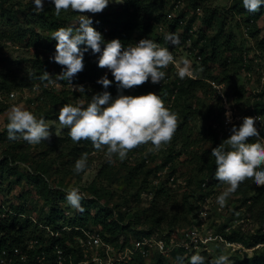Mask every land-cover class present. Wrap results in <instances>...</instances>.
I'll return each mask as SVG.
<instances>
[{
	"label": "trees",
	"instance_id": "16d2710c",
	"mask_svg": "<svg viewBox=\"0 0 264 264\" xmlns=\"http://www.w3.org/2000/svg\"><path fill=\"white\" fill-rule=\"evenodd\" d=\"M211 1L213 0H118V3L112 4L110 2L97 15L92 16V25L102 33L105 40L119 38L124 46L134 43L141 38L148 37L161 45L171 48L173 45L168 44L164 40V33L157 36L156 31L161 25L166 32L179 34L180 43L177 45L179 47L180 44L185 42L187 31L193 25V11L196 12L197 9L202 11L200 20L202 24L207 26L211 25L212 21L220 20V28L223 29L226 21L225 15H222L216 6H212ZM15 2L17 4L21 3L19 0H0L1 17L12 15ZM31 2H26L24 6L36 10ZM181 3H184L183 7L180 6ZM188 9L192 11L190 12L191 16L188 15ZM227 12H230L231 15L237 14L242 17V20H239V22L243 23L247 34L255 41L256 45L263 48L262 56L264 57V35L260 34L261 29L257 24V20L261 16L264 18V6H261L255 12H249L244 8L242 0H232ZM79 14L78 10L68 9L62 10L60 15H57L52 0H46L43 11H36L25 16L26 20L35 18L34 26L29 27L14 23L8 29L6 27L0 31V91L8 93L11 86L23 89L32 88L36 84L40 90L39 102L46 108H52L57 105L62 107L63 104L70 103V95L77 96L80 94L75 91V88L72 89V86L84 85L85 95L87 96L105 90L102 85L97 83V80L105 74L104 69L106 67L98 66L97 57L99 53H92L90 49L84 55L83 70L73 76L71 85L66 80L57 79L58 81L56 82L62 86V89L58 92H54V90L44 85L45 65L55 72H61V69L65 66L60 65L52 59L57 43L55 38L52 37V34L43 35L38 28L53 32L60 26H68V20L76 18ZM168 14L171 17H168ZM180 20L184 23H180ZM8 23L9 21H7L6 26ZM7 40L25 44L26 50H30L29 52L31 53V56L27 58L29 64L26 65L22 61H19L14 63L12 69L10 67L7 68L9 64L13 63V60L6 57L5 53L1 50V45ZM240 47L241 44L236 41L235 35L232 32L225 33L219 39V33L207 38L204 32H200L197 35L195 30L189 48L191 53L188 56L192 58V65L197 74L196 78L184 77L182 79L177 77L173 64L170 63L164 69L166 75L161 82L153 83L149 79L140 85L122 89V91L124 94L139 95L156 88V93L163 98L168 107L179 104V99H197V93L204 92L205 94L212 95L216 100L214 108L209 106L210 114L216 109L217 112L214 118L221 117L223 120L225 107L223 106L222 98L217 90L210 85L209 81L214 79L228 86L232 79V71L229 72L230 64L235 67V72L239 68L240 70L244 68L254 71L257 74L256 82H258V76L261 72L258 71L261 69V66L254 65L256 58L247 55V49H242V52L235 53L240 50ZM232 53L236 54L233 58ZM197 55L200 56V59L195 62L194 60ZM213 64H218L221 67V71L216 73ZM256 66L259 69H255ZM107 73L108 78L113 80V83L108 86L107 90L115 97L120 90H118L117 82L114 81L110 70ZM45 78L48 79V77ZM224 93L228 98L231 93L236 99H240L243 87L237 89L233 87L230 89V92L224 90ZM5 107L7 105H3V102L0 103V112ZM187 111L190 110L187 109ZM253 113L260 115L263 118L262 120H264V84L258 92L254 93L244 119H253ZM45 116L43 115V118ZM183 116V119L178 122L176 131L172 137L173 141L179 142L182 146L174 155L180 153L181 150H186L190 163H200L197 169L202 170L210 179V182L207 183L204 182V179L198 180V188L189 194V198H193L190 201L188 200L189 205L187 207L189 214H191L187 217V224L180 226V228H188L192 223L203 222L195 214V210L199 207L198 202H201L200 200L204 196L212 192L214 185H220L222 181L215 176L216 164L215 157L212 154V148L220 144L216 130L213 129L212 125H208L203 131L198 133L197 137H194L193 128L190 125L192 119L191 113ZM255 126L259 135L264 137V122L260 123L256 121ZM63 132V136L47 140L48 147H44V152L41 153V156H38L40 163L36 164V166L30 163V169H26L27 171H22L19 165L21 162L19 160H26L25 156H18L14 151H11V148L18 146L15 142H12L11 145L9 144V147L0 151V186L8 178L12 182L21 179H25L29 183L35 182L47 194L48 197H46L45 202L49 204L47 212L43 214H40V212L35 213L36 218L32 215H25L24 209L20 207H12L13 211L7 212L0 209V257L4 255L2 251L6 250L11 258L10 264H58V260L60 259L58 258L57 250L60 249L62 254L61 264H83L81 262L83 260V251L79 246L78 239L84 236L85 230L93 231L95 228V231L99 233L102 239L110 244H117L118 240L121 239V242H119L120 247L131 246L132 239L150 235L154 233L153 230L160 231L157 233V236L162 237H167L171 232H174L173 228L161 231L159 220L163 219L166 215L163 210H160L157 216L154 213L162 200L165 202L168 200L167 195L163 197L167 189L163 184L154 188L150 200L149 209H151V213L146 218L152 217V219H155L150 228H135L133 226L134 221L124 223L125 212L117 209L116 205L106 204L105 201L100 202L102 194L95 185H90L87 188L90 196H83L81 200L83 210H76L70 216L64 218L65 211L58 207L54 199L58 201L67 199V192L58 185H49L47 181V175L57 172L51 170L49 157L47 158L48 152L51 149H60V154L71 156L76 161L83 153L91 151L106 153L107 146L98 150L94 148L92 142L88 139L73 141L69 135L68 127ZM204 142H208L210 147H203ZM249 142L256 144L260 141L251 139ZM46 143L44 142L43 144ZM137 147L132 149L134 150ZM47 148L51 149L48 150ZM68 160L65 162H69ZM113 160V163H109L107 158L101 164L97 177L110 181L115 177L114 175H116L118 166H122L123 170L128 171L125 176L130 178L129 168L131 167L128 161L126 159L121 160L118 155H114ZM140 167H142V163L132 167L134 169L133 172ZM149 172V170L146 171V175ZM130 180H133V178ZM144 180L141 188L145 187ZM57 183L62 184V181L57 180ZM235 194L239 196L242 204H247L246 212L250 218L258 223V228L254 233L245 234L238 227H233L229 231H226V225L221 224L213 229L214 233L220 234L226 241L238 242L243 246L250 247L259 243H262V246H264V185H256L252 180H246L240 185ZM135 217L137 218L134 215L132 220H135ZM171 224L174 226L175 222ZM45 226L51 229V234L48 233L46 236L44 235ZM175 231L178 232L177 230ZM32 239L36 240V243L32 247L27 248L28 240ZM210 243L215 245L221 244L220 241H211ZM14 248L19 249L20 253H24L25 258L22 259L19 255L20 253H14ZM198 253L206 257L205 264L213 262L211 258L209 259L211 256L207 257L208 255L205 250ZM192 254H194L193 251L182 247H175L171 250L169 256H164L159 252H155L150 256H153L151 260L152 264H190V256ZM39 257H41V260H38ZM144 258V255L134 251L131 253L130 258L116 262L113 261L109 264H142ZM231 258L233 261L229 264H264V250L242 258L235 255ZM87 264L94 263L89 261Z\"/></svg>",
	"mask_w": 264,
	"mask_h": 264
},
{
	"label": "rangeland",
	"instance_id": "374dc122",
	"mask_svg": "<svg viewBox=\"0 0 264 264\" xmlns=\"http://www.w3.org/2000/svg\"><path fill=\"white\" fill-rule=\"evenodd\" d=\"M19 1L21 2L19 4L15 2L16 4L13 7L11 16L4 15L1 17L0 15V31L4 30L6 27V29H8L14 23L29 27L35 25V18H30L29 20L25 19L27 14H32L37 11L24 6L26 2L32 0ZM45 1L46 0H44V3ZM231 1L232 0L211 1L212 6H216L218 11L222 13V15H225L226 21L225 25H223V29L220 28V20L212 21L213 23L207 26L202 24L200 22L202 13L200 9H198L196 12L193 11L194 17L192 24L196 28L197 35H199L200 32H204V35L207 38L219 33V39H221L225 33L232 32L235 35L236 41L240 43L242 47H240V50L235 53L237 54L239 51L242 52V49H247V55L257 59L256 62L254 61V65H260L261 69L258 71H262L264 70V57L262 56L263 48L258 47L255 41L249 37L243 23L241 24V22H239V20H242V17L237 14L231 15L230 12H227ZM111 3L116 4L118 3V0H112ZM31 4L33 3L31 2ZM183 4L184 3H181L180 6L183 7ZM190 12L192 11L188 9L189 16H191ZM97 13L85 14L95 16ZM78 19L79 15L76 18L68 20L67 24L75 25L78 22ZM7 21H9V23L6 26ZM257 21V24L261 29L260 34L264 35L263 16H261ZM38 30L43 35L52 34V32L46 31L44 29L38 28ZM156 33L157 36H160L163 33L166 35L168 32H166L164 28L162 30L158 28ZM169 49L173 53L174 59L177 63L180 62L182 58H187L192 61V58L187 56V51L184 44H180L179 47L177 45H173ZM1 50L5 53L4 55L6 57L13 60V63L9 64L7 68L10 67L12 69L14 67V63L19 61H22L26 65L29 64L27 58L31 56V53L29 52L30 50H26L25 44L7 40L1 45ZM236 54L232 53V58ZM174 66L175 64H173V68L176 67ZM213 66L216 73L221 71V67L218 64H213ZM44 68L45 72L49 74L47 76L44 74V85L47 88L54 90V92H58L60 89H62V86L56 82L58 81L56 75L60 72L53 71V69L47 65H45ZM229 69V72L232 71V79L230 80L228 86L223 84V87H220L221 90L223 92L224 90H228L230 92V89L233 87L236 89L243 87V93L240 99H236V97L230 93L228 104L227 102H222L225 110L227 107L232 114V121L229 124H225L223 122L224 117L223 120L221 117L214 118L217 112L216 109H214L210 114L209 106L214 108L216 100L212 95L205 94L204 92H198L197 99H179V104L173 105V107L169 106L178 114V122L183 119V115L191 113L192 119L190 121V125L193 128L194 137H197L198 133L203 131L205 127L212 125L213 129H215L218 134L220 143H223V140L227 139L230 135V129L232 125L239 127V125L242 123V120L245 118L248 112V105L251 103L254 93L258 92V89L260 88L258 84L255 83L257 74L255 73V81L247 80L243 70H240V68L237 70V72H235V67L230 64ZM45 77H48V79ZM71 88L73 89L75 87L72 86ZM11 90L14 92V95L10 96L8 94L5 97L3 105H7V107H5L0 112V151L9 147V144L11 145L12 142H15L18 146L11 148V151H14V153L18 156H25L26 160H19L21 161L19 165L21 166L22 171H27L30 169V163L31 165L35 166L36 164L40 163V158L38 156H41V153L44 152V147L47 146V140L54 139L57 136H63V131L67 128V126L62 125L58 119L61 106L57 105L52 108H46L39 102L40 90L36 84L32 88L23 89H18L11 86L8 92ZM76 92L80 93L78 91ZM151 92H156V88L152 89ZM86 96L87 95H85V93H80L77 96L70 95V103H79L82 100L86 103L91 97ZM12 105H22L23 107L33 111L37 117H43V115H46L44 119L50 126L49 138L39 144H30L23 139L9 140L7 136L6 123L7 114ZM187 109L190 111H187ZM225 110L224 114L226 112ZM263 122L264 120L261 118L260 123ZM44 142L46 144H43ZM150 147L151 143L149 142L148 144L139 145L134 150L130 149L124 158L128 161L129 166L131 167L129 168L130 178L125 176L128 171L123 170L124 168L122 166H118L115 173L116 175H114L115 177L110 181L99 179L97 177V172L100 169L101 164L107 159L105 152H89V165L80 173H76L74 171L75 161L71 156L69 157L68 155L60 154V149L47 148L48 150L51 149V151L47 154V158L49 157L48 160L51 163V170L57 171L56 173L54 172L55 174L51 173V175H47V181L49 185H58L66 192L70 191L73 187H77L82 194V197L90 196V192L87 188L90 185H95L98 191L102 194V198L100 199L101 201H99H105L106 204L112 206L116 205L117 209L125 212L123 222L126 223L128 221H134L133 226L135 228H150V225L153 223V221H155V219H152V217L146 218V216L151 213L149 205L154 188L158 187L160 184H163L167 188L166 194H164L163 197H166L167 195L168 200L167 202L162 200L158 206V209L154 213L157 216L159 211L163 210L166 214L163 219L159 220L162 232L173 228L174 231H178L175 232L177 235H179L182 229H184L180 228V226L187 224V217L191 214H189L187 209L190 199H193L189 198L190 192H193L194 189L198 188V180L204 179V182L207 183L210 182V179L202 170L197 169V166L200 163H190L186 150H181L180 153L174 155L182 147L179 142L173 141L171 139L170 142H168L158 151L150 150ZM203 147L209 148L210 144L208 142H204ZM226 147L230 146L226 145ZM66 160L69 162H65ZM140 163H142V167L133 172L134 169L132 167H135ZM148 170L150 172L146 175V171ZM131 178H133V180H130ZM57 180H61L62 184H58ZM143 180L145 181V187L141 188ZM37 185L38 184L35 182L29 183L25 179H21L16 182H12L9 178L8 180H4L0 186V209H3L5 212H7L13 211L12 207H20L24 209L25 215H32L33 217H35V213L37 212H40V214L47 212L49 210V204L45 201L46 197L48 196L45 191L41 190V186ZM227 187L228 185L226 182H222L220 185H214L212 187V192L209 195L204 196L203 199L200 200L201 202H198L199 207L197 210H195V214L197 215L196 217H198L200 221L202 219L204 229H210L211 231H213V229L217 226L225 224L226 231H229L233 227H238L245 234L254 233V231L258 228V223L250 218L249 214H247V204H242L239 196L234 194L229 198L224 207H220L217 203V195L225 191ZM54 201L57 203L58 207L65 211L64 218L70 216L77 210L69 204L67 199L62 201L54 199ZM134 215L137 216V218L135 217V220H132ZM172 222H175L174 226L171 224ZM45 228L44 235L46 236L48 233L51 234V229L47 226H45ZM95 230L96 229L94 228L93 231ZM153 232L154 234H157L160 231L153 230ZM120 240L121 239L118 241L121 242ZM102 241L104 244H102V246L90 249L87 256L97 253L100 254L101 258L106 261L116 262V259L123 255L122 250L124 246L120 247V243L117 242V244H110V247L112 248L108 249L105 245L107 242H105L103 239ZM35 243L36 240H28L26 247H32ZM199 248L202 250L204 249L207 252V257L211 256L209 259L211 258L213 262L220 255H226L229 257V263L233 261L231 258L233 255L242 258L264 250L262 243L247 247L246 245L243 246L238 242H234V244L221 242L220 245L209 243L206 246H201ZM152 258L153 256L145 257L142 264H152ZM38 260H41V257H39Z\"/></svg>",
	"mask_w": 264,
	"mask_h": 264
},
{
	"label": "clouds",
	"instance_id": "9594fccd",
	"mask_svg": "<svg viewBox=\"0 0 264 264\" xmlns=\"http://www.w3.org/2000/svg\"><path fill=\"white\" fill-rule=\"evenodd\" d=\"M111 0H52L55 13L62 10H78L79 19L75 25L60 26L52 32L57 41L52 59L63 65L56 75L71 85L73 76L84 68V55L89 49L99 53L97 64L110 70L117 82L118 95L113 97L107 90L113 80L106 72L97 83L105 90L91 95L79 103H65L59 110V122L68 127L73 141L88 139L95 149H103L109 163L113 156L123 160L128 151L141 144L151 143L150 150H160L171 141L178 124V114L166 106L163 98L156 92L139 95L124 94L122 89L140 85L150 79L161 82L165 77L164 69L175 63L180 78L192 75L191 61L182 58L176 62L173 53L166 45H161L148 37L124 46L119 38L105 40L102 33L92 25V16L85 13L102 11ZM37 11L44 10V0H32ZM244 8L255 12L264 6V0H242ZM198 10V9H197ZM164 40L170 45H178L180 36L168 32ZM45 75H49L45 72ZM75 91L85 93L84 85L75 86ZM231 120L230 110L225 112ZM256 120L247 118L237 127L232 125L230 135L223 143L212 148L215 157V176L228 187L216 197L220 207H224L246 180L256 185H264V137L256 128ZM7 136L9 140L23 139L30 144H39L50 136V126L41 117L23 107L12 105L7 114ZM256 139L259 143L249 141ZM230 146V147H226ZM88 166V153H83L74 165V171L80 173ZM69 204L77 210H83V199L77 187L71 188L66 196ZM206 257L200 253L190 256V264H205ZM211 264H229V257L220 255Z\"/></svg>",
	"mask_w": 264,
	"mask_h": 264
},
{
	"label": "built area",
	"instance_id": "2783aa9c",
	"mask_svg": "<svg viewBox=\"0 0 264 264\" xmlns=\"http://www.w3.org/2000/svg\"><path fill=\"white\" fill-rule=\"evenodd\" d=\"M198 13H199V11H198ZM168 17H171V15L168 14ZM180 23L183 24L184 22H182V20H180ZM159 29L162 30L163 27L160 25ZM195 30H196V28L194 27V25H192L188 29L185 42L183 43L185 45V48L187 51V56L191 53L189 48L191 46L192 36L194 35ZM138 41L139 40H136L135 42H138ZM199 59H200V56L197 55L194 61L196 62ZM254 61L256 62L257 60L255 59ZM191 62H193V61H191ZM172 64H175V63H172ZM175 66H176V64H175ZM191 68H192V75L191 76H185V77L196 78L197 74L193 68L192 63H191ZM255 69H259V68L255 67ZM107 71H108V69L105 68L104 72L106 73ZM174 71H175L176 76L179 77L177 74V67L174 68ZM243 73L247 77V79L255 81V72L254 71L246 70L243 68ZM258 77H259V80H258V82H255V83H257L258 86L261 88L264 84V70H262L260 72V75ZM166 79H168V77H166ZM209 82H210V84L212 83L211 86L214 87L217 90L218 94L221 96L222 102H224V103L227 102V104H228V97L221 90L224 83L217 82L214 79L210 80ZM259 89H258V91H259ZM8 94L10 96H13L14 92L12 90L8 93H4V92L0 91V103L5 101V97ZM225 111H229V109L226 107ZM252 116H253L254 120L261 122L262 117L260 115L253 113ZM231 121H232V114H231V120L230 121L228 120V118H226V116L224 114L223 122L225 124H229ZM203 225H204L203 223H192L188 228L182 229V231L179 233V235H177L176 232L174 231V232H171L167 237L157 236L156 233L155 234L152 233L150 235H145V236H141L139 238H134L131 241V246H128V245L124 246V248L122 250L123 255L120 256V258H118L116 260L117 261L126 260V259L130 258L131 253L134 251L139 252L141 255H144L145 257H148L155 252H159V253L163 254L164 256H169L171 250L175 247H182L186 250H190V251H193L194 253H197L199 251H202V249L199 247L206 246L211 241H220V242L223 241V242L228 243V244H234V242L226 241L220 234L214 233V231H211L210 229H204ZM78 242H79V246L81 247V249L83 251V260L81 261L83 264H87V263H89V261H92L94 264H109L112 262V261H106V260L102 259L100 254H97V253L93 254L91 256H87L90 249H92L94 247L102 246V244H104L102 239H101V236L99 235L98 232L85 230L84 236L79 238ZM105 245L107 246L108 249L112 248V247H110V243H106ZM13 252L14 253H20V250L17 248H14ZM2 253L4 255H2L0 257V264H10L11 258L8 255V253L6 252V250H3ZM57 253H58V258L60 259V260H58V264H61V255H62L61 250L58 249ZM19 255L22 259L25 258L24 253H20Z\"/></svg>",
	"mask_w": 264,
	"mask_h": 264
}]
</instances>
